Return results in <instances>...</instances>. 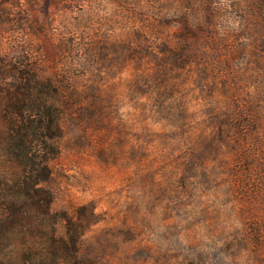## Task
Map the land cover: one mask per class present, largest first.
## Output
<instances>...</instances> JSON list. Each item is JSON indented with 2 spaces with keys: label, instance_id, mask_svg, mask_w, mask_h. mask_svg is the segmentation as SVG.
I'll return each mask as SVG.
<instances>
[{
  "label": "rangeland",
  "instance_id": "1",
  "mask_svg": "<svg viewBox=\"0 0 264 264\" xmlns=\"http://www.w3.org/2000/svg\"><path fill=\"white\" fill-rule=\"evenodd\" d=\"M0 53L58 88L91 264H264V0H0Z\"/></svg>",
  "mask_w": 264,
  "mask_h": 264
},
{
  "label": "trees",
  "instance_id": "2",
  "mask_svg": "<svg viewBox=\"0 0 264 264\" xmlns=\"http://www.w3.org/2000/svg\"><path fill=\"white\" fill-rule=\"evenodd\" d=\"M58 97L28 61L0 53V264H91L80 242L92 219L53 211L45 186L62 134Z\"/></svg>",
  "mask_w": 264,
  "mask_h": 264
}]
</instances>
